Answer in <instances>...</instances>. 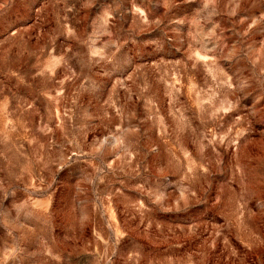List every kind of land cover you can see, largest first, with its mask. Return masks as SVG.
Listing matches in <instances>:
<instances>
[{
	"label": "rangeland",
	"instance_id": "1",
	"mask_svg": "<svg viewBox=\"0 0 264 264\" xmlns=\"http://www.w3.org/2000/svg\"><path fill=\"white\" fill-rule=\"evenodd\" d=\"M0 264H264V0H0Z\"/></svg>",
	"mask_w": 264,
	"mask_h": 264
}]
</instances>
